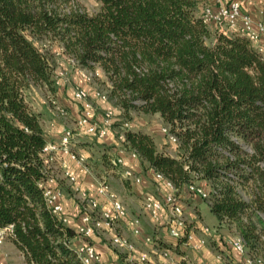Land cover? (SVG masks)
I'll use <instances>...</instances> for the list:
<instances>
[{
    "label": "trees",
    "instance_id": "trees-1",
    "mask_svg": "<svg viewBox=\"0 0 264 264\" xmlns=\"http://www.w3.org/2000/svg\"><path fill=\"white\" fill-rule=\"evenodd\" d=\"M97 1L88 13L73 0H0V227L13 224L6 241L24 264H80L74 227L46 208L38 187L48 174L46 138L27 100L32 87L54 93L58 53L100 72L116 107L112 128L131 111L158 115L176 138L175 155L129 128L115 134L119 148L178 195L201 187L206 196H196L217 226L232 225L245 255L264 261V55L244 35L203 21L212 5L197 0ZM37 41L57 49L44 52ZM246 186L244 199L238 188Z\"/></svg>",
    "mask_w": 264,
    "mask_h": 264
},
{
    "label": "built area",
    "instance_id": "built-area-1",
    "mask_svg": "<svg viewBox=\"0 0 264 264\" xmlns=\"http://www.w3.org/2000/svg\"><path fill=\"white\" fill-rule=\"evenodd\" d=\"M218 1L215 0L217 5L214 8L211 6L203 7L201 12L203 21L215 23L219 31L237 32L244 35L264 55V45L262 46L259 43L260 36L264 33V22L254 21L248 14L243 13L238 0H230L227 4H220ZM262 1L264 2V0ZM66 60L72 66L75 65V61L72 58H67ZM76 73L85 82L90 81L92 76V72L81 68H77ZM63 77L64 72L62 70L58 69L55 71V86L61 83ZM92 95L97 100L107 102L106 95L103 91L94 90ZM72 96L74 101L79 104L78 115L74 122L75 128H64L56 142L45 144L43 150L47 153L46 162L48 174L43 181L38 182V187L41 188L46 208L52 214L56 215L62 223H68V217L60 201L61 190L58 187L57 178L49 164L55 160V156L59 152L74 160L80 171H88L84 163L86 156L81 152L74 153L71 150V143L74 137L79 134H88L95 138L104 137L109 131L113 119L112 108L103 109L100 120L95 118L93 103L84 88H75ZM49 101L53 110L59 116H66V110L62 106L54 100ZM121 127H127V122H123ZM160 130L165 134L168 142L174 145L176 144V138L168 132L166 127L161 126ZM122 137L123 134L120 131L117 138L122 139ZM123 153L124 151L122 149L117 148L115 156L110 159L111 165L120 167V176L123 179L129 180L135 185L140 184L142 177L139 174L134 173L129 168H121ZM129 156L135 157V153L130 152ZM58 173L69 184L71 192L75 194L78 201L76 202L78 224L74 227L75 238L77 240L79 238H88L102 228L112 230L116 222L122 221L130 234L136 237L139 236L145 243H152L149 236L143 235L139 218L137 216L127 215V211L121 200L105 180L97 181L93 193L90 194L78 186L74 173L64 162H60ZM153 179L158 184L157 187L161 192L158 195L149 192L144 193L141 197V209L152 222L158 223L163 220L167 233L171 238H182L183 242L190 245L191 248L199 249L205 244V239L203 237L195 239L193 232L188 229L183 205L174 186L159 172L153 171ZM187 190L201 198L206 196L205 191L201 187L192 184L187 186ZM99 198L104 199L108 207L103 208L98 201ZM12 229L13 224L11 223L0 227V245L6 241L7 237L12 233ZM200 230L204 235L212 234V230L208 226L203 225L200 227ZM108 243L112 248L124 252L127 255H131L136 249L131 239L115 231L109 234ZM226 243L237 253L245 255L244 242L239 235H232L227 238ZM72 248L80 264H96L100 262V255L91 243L79 240L72 244ZM160 254L166 257L167 251L162 250ZM145 260V255H137L136 261L138 263H142ZM245 261L248 264H264V261L261 259H253L248 256L245 258Z\"/></svg>",
    "mask_w": 264,
    "mask_h": 264
},
{
    "label": "rangeland",
    "instance_id": "rangeland-1",
    "mask_svg": "<svg viewBox=\"0 0 264 264\" xmlns=\"http://www.w3.org/2000/svg\"><path fill=\"white\" fill-rule=\"evenodd\" d=\"M76 2L82 9L87 11L88 13L93 12L97 9L98 1L97 0H73ZM211 5V4H209ZM37 46L44 52H49L50 50H56L57 45L55 42H36ZM51 45V47H50ZM53 62L55 65V69L59 67L60 70L64 72L63 80H61V83L59 85L55 86L54 93H49L42 87H32L28 94V103L30 107L36 111L40 115V121L45 117V114L50 113L52 117H64L66 124H68L67 128L74 129L75 126L71 124L72 121V114L70 113V106H74L77 109V114L79 111V104L78 102L74 101L72 93L75 88L82 87L87 90V93L89 95V98L91 99L93 106H94V112H95V118L99 119L101 116L102 109L100 108V102L97 101L93 97V91H103L102 85H101V75L98 70L96 72L92 73L91 79L88 82L83 81L76 73V68L72 67V65L61 55H54ZM54 100L57 104L62 106L66 110V116H59L52 108L50 101ZM109 106L112 108V110H116L115 105L112 103V101H107ZM72 104V105H71ZM43 117V118H42ZM121 120V119H119ZM74 123V122H73ZM162 126V122L159 119L157 114H142L139 112L131 111L130 118L127 120V127L130 130L133 131H141L146 132L150 134V136L153 138V141L156 145V148L160 151L175 155L177 150L174 144H171L167 141V139L161 134L160 127ZM118 124H115L112 128L110 125L109 131L112 133L113 137L115 138V134L117 132H120L124 129V127L121 129ZM93 141L86 145L87 143H78L81 147L82 145L86 148L85 150L88 151V157L87 161L85 159V165L90 172L91 179L93 180V184L95 185V182L99 180H105V182L108 184V186L115 192L117 197L119 195H122L121 186L125 188V181L130 182L129 180H125L120 176V167H114L110 163V159L115 156L117 148H119V142L116 140L114 145H106L104 143H97L95 140V137H92ZM99 139L98 141H100ZM89 146V147H87ZM128 153V152H126ZM140 164L141 173L143 171V165ZM57 183L59 184L60 190L62 193H65V196L67 198H70L76 205L77 198L75 194H73L70 190L69 184L61 177L57 176ZM155 184L148 180V184L146 185V188H143L139 194H135L133 192L123 191L125 202L127 203V208L131 210V212H135L136 216L139 218L140 224L143 227V235H147L151 238V242L154 244L159 245V247H162V249H170L172 251V245H168L167 241H164L165 239H162L161 237L154 238V235L156 236L158 232L156 233L153 229V226L151 225V222L149 221L148 217L142 212L141 209V197L143 195V192H154ZM247 187V188H246ZM245 188H238L240 194L244 199L248 198V191L249 186H246ZM127 188H130V186H127ZM119 189L121 191H119ZM88 192V191H87ZM179 198L181 200V203L183 205L184 209V215L186 218V222L188 227H192L195 225V221L199 226H208L209 228H217V232L219 234V241L220 246H215L214 244L211 246L213 253H218L219 247L225 246L224 242L227 240V238L231 237L235 234L234 227L232 225H226L222 224L220 226H216V218L215 216L209 211L207 201L198 198L195 194L188 192V191H180ZM120 199V198H119ZM125 203V204H126ZM199 210V211H197ZM200 212V213H199ZM264 219V216H262ZM119 222V221H118ZM116 222V224L118 223ZM115 230H110V233L112 231H115L117 233L123 234L127 236L131 241L134 242L135 248H137L140 252H143L146 256L149 258L151 257L150 252L148 251L147 244H145L142 240V238L138 239V242H135L130 235L128 236V232L125 230L122 223H118L117 227H114ZM195 230V229H193ZM99 232V233H96ZM95 233L98 235L101 239V242H103L110 253L115 255L114 260L109 259L108 261H103L100 264H149L146 260L142 263H137L136 260H127V254L121 251H118L108 243V237L109 232H106L105 230H97ZM210 236L208 235L205 237L206 243L210 244ZM183 246V245H182ZM177 248V247H175ZM20 255V254H19ZM14 255V257H16ZM171 259V258H170ZM188 264H192L194 261L188 260L187 258H184ZM20 262L21 260L12 259L11 263L15 264L16 261ZM23 261V259H22ZM98 264V263H96ZM194 264V263H193Z\"/></svg>",
    "mask_w": 264,
    "mask_h": 264
},
{
    "label": "crops",
    "instance_id": "crops-1",
    "mask_svg": "<svg viewBox=\"0 0 264 264\" xmlns=\"http://www.w3.org/2000/svg\"><path fill=\"white\" fill-rule=\"evenodd\" d=\"M228 1L229 0H219L218 3L225 4ZM238 1L240 2V9L243 13L248 14L254 21L264 22V2L262 0H238ZM197 2H198V5L200 7H202L203 5L211 4L212 7L214 8L217 5L215 0H197ZM259 43L262 46L264 45V33L260 36ZM97 101L100 102V108L102 110L106 109V108H111L109 106L108 102H102L100 100H97ZM70 113L73 115L71 118L72 121L75 122V119L77 118V115H78L77 109L74 106H70ZM63 120H65L64 117H61V118L60 117H52V115L50 113L45 114V117L40 121V124H41L42 130H43L45 138H46V143L56 142L58 140L62 130L64 128L68 127L67 125L69 123L66 124V122ZM97 120H100V118ZM73 122H71V124L74 125ZM92 137L93 136H90L88 134H79V135L74 137V139L71 143V150L74 153H80V152L83 153L86 156V161H87V157L89 156L88 151L85 150L86 146L84 147L82 145V147H81L78 143L79 142L80 143L86 142L87 143L86 145H88L89 143H91L93 141ZM96 139H98V140L101 139L100 141L95 140L97 143H104L106 145H108V144L114 145L116 142L115 138L113 137V135L110 131H108L104 137L96 138ZM87 147H89V146H87ZM60 162H64L67 165V167L74 173V175L76 177L77 184L81 189L88 191V193H90V194L93 193L97 182H95V185L93 184V180L91 179L92 177L90 176V172L89 171H86V172L80 171L77 163L74 160H71L69 157H67V156H65L59 152L56 154L55 160L49 164L56 177L60 176L58 173ZM121 168H129L132 171L139 173L142 176V181L140 184L135 185V184H132L131 182L125 181L124 182L125 188H123L121 186V190L133 192L135 194H139L143 188H146V185L148 184V180H150L155 184L154 192H152V193L157 194V195L160 194L161 191L157 187L158 184L153 179V171L151 169H145L141 173L140 164H139V161L136 157H131V156H129V153L124 152L122 154ZM127 186H130V188H127ZM58 187H59V184H58ZM121 190L119 189V191H121ZM123 191H122V195H119L118 198H120L122 204L124 205V207L127 211V215L128 216H136V214H134L135 212H131V210H129V208H127V203L125 202L126 200H125ZM144 193H146V192H143V194ZM60 201L63 205L64 212L68 217V224L75 227L78 224L77 206L75 205V203L70 198H67L65 196V193H62V192H61ZM98 201L100 202V205L103 208L108 207L107 203L104 201V199L99 198ZM197 211H199V210H197ZM142 212L146 215V213L143 210H142ZM149 221L151 222V225L153 226L154 231L156 233L158 232V234L156 236L154 235V238L161 237L162 239H165L164 241H167V243H169L168 245L171 244L173 248L177 247V251L175 252L173 250V248H172V251H170L169 248L168 249H164V248L162 249V247H159V245H157L155 243L153 244V243H145L144 242L145 244L148 245L147 248L151 254L150 258L148 256H146L143 252H140L136 248L135 251L131 255H127L126 256L127 258H125V259L136 260L137 255L143 254V255H145L146 261L149 264H175L180 258H187L188 260L190 259L191 261H194L193 262L194 264H248L245 261V258L247 256L239 254L235 250H233L226 243V240L224 242L225 246L218 248L220 252L213 253L211 246L214 243H215L214 244L215 246H220V244H221L219 241V234L217 232L218 231L217 228H213V229L210 228L212 230V234H208V235H211L210 236L211 242H210V244H207L205 237L208 235H204L201 232V230H200L201 226H199L196 223L197 221H195V225L192 227H188V225H187L188 229H190L193 232L195 239L200 238V237H203L205 239V244L203 246H201L199 249H193L187 243H184V242L179 243L178 239L171 238L167 233V229H166L165 224L163 223V220H161V222H158V223H154L150 219H149ZM118 223H122V221H119ZM118 223L114 224L112 230H115L114 227H117ZM122 225L124 226L125 230L129 233L128 236L130 235V237H132L135 242H138V239L140 237L139 236L138 237L133 236L132 234H130V232L127 230V228L125 227V225L123 223H122ZM216 226H217V224H216ZM218 226H220V225H218ZM193 229H195V230H193ZM102 230H105L106 232H109V234H110V230H108L106 228H102ZM141 230L143 233V227L142 226H141ZM96 233H99V232H96ZM96 233H94L91 236H89L88 238H86V240L89 241L90 243H92L95 250L100 255V262L98 264L102 263L103 261H108L109 259H111V260L116 259L115 255L110 253V251L108 250L106 245L103 242H101L100 237L98 235H96ZM77 241H79V240H77L75 238V239H73L72 242L76 243ZM162 250L167 251L166 257L161 256L160 252ZM177 252H180V254ZM16 254H17V256H16L17 259H19L21 261L18 262L15 260L16 261L15 264H24V262L22 261V257H21V255H19V252L16 250V248L10 242L4 241L0 245V264H12L11 260L16 259V257H14V255H16ZM252 264H256V263H252Z\"/></svg>",
    "mask_w": 264,
    "mask_h": 264
}]
</instances>
